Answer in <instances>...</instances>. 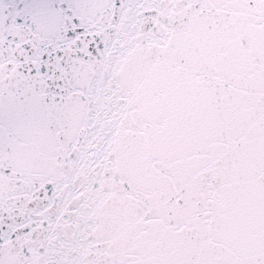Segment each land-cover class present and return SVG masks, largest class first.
I'll use <instances>...</instances> for the list:
<instances>
[{
	"label": "snow or ice",
	"instance_id": "snow-or-ice-1",
	"mask_svg": "<svg viewBox=\"0 0 264 264\" xmlns=\"http://www.w3.org/2000/svg\"><path fill=\"white\" fill-rule=\"evenodd\" d=\"M0 264H264V0H0Z\"/></svg>",
	"mask_w": 264,
	"mask_h": 264
}]
</instances>
